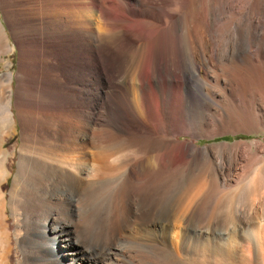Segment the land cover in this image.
<instances>
[{
    "label": "bare ground",
    "instance_id": "1",
    "mask_svg": "<svg viewBox=\"0 0 264 264\" xmlns=\"http://www.w3.org/2000/svg\"><path fill=\"white\" fill-rule=\"evenodd\" d=\"M84 1L93 15L99 13L104 26L98 25V36L91 33L87 44L78 45L83 47L79 53L85 56L78 64L97 85L96 96L91 98L93 106L104 99L103 107L119 134L105 139L98 134L103 130L54 125L49 119L39 118L37 106L36 113L24 110L23 118L19 117L22 138L18 152L5 162L2 134L10 130L13 120L11 74L0 76V264H6L13 255V238L20 249V264L131 263V250L125 245V241L134 237L130 230L137 235L152 234L164 200L158 199L161 192L158 183L162 181L161 186H167L177 171L186 174L181 167L186 159L196 165L207 164L209 171L206 177L197 175L190 181L186 191L187 214H180L187 222L186 232L180 237L182 240L186 237L187 264L207 263L206 254L227 258L238 247L233 239L238 243L254 240L257 248L263 246V234L249 228L243 211L236 205V210L207 221L197 215V207L202 195L215 189L230 198L241 195L247 208L256 203L253 195H258L264 208V157L260 155L264 143L253 149L248 143L239 142L203 148L186 142L177 153L173 152V146L177 145L175 133H183L185 123L187 133L206 131L208 136L218 134L219 130L240 131L264 125V102H258L253 110L242 109L244 106L236 109L225 93L228 86H247L253 78L262 80L261 60L250 65L252 68L248 67L244 77L239 78L241 73L236 74L234 69L236 80L205 84L199 79L195 82L199 94L196 100L191 94L194 86L187 79L198 73L200 67L191 52L192 44L199 45L203 52L209 51L208 48L226 52L246 36L243 39L247 44L256 39L264 45V0H104L106 4L103 0ZM226 12L236 14L237 18L228 15L225 28H216V20ZM219 31L222 39L214 41L212 37ZM136 49L140 55L144 53L143 57L123 73L124 61ZM62 78L64 90L67 84ZM180 81H184L180 90L185 101L176 113L171 96L175 83ZM37 82V93L30 97L32 106L39 102L41 105L42 101L45 104L47 98L58 94L44 88L43 75ZM46 86L49 88L48 83ZM194 108L201 111L196 120L191 114ZM130 117L136 121L140 117L143 126L152 127L153 130L149 129L157 137L150 141L130 134ZM149 148L155 154L148 155ZM16 159V168H9L8 162ZM241 161L245 163L239 171ZM12 172L14 177L10 180ZM102 185L111 186L110 199L119 214L107 226L94 223L96 229L89 232L92 228L88 230L90 225L83 220L82 213L91 203L94 189ZM259 252L260 248L256 254Z\"/></svg>",
    "mask_w": 264,
    "mask_h": 264
},
{
    "label": "rangeland",
    "instance_id": "2",
    "mask_svg": "<svg viewBox=\"0 0 264 264\" xmlns=\"http://www.w3.org/2000/svg\"><path fill=\"white\" fill-rule=\"evenodd\" d=\"M105 1L103 0L106 4ZM85 4L84 0H0V76L4 73L11 74V107L13 117L11 127L9 128L10 130L8 129V132L2 134L4 137L2 156L6 157L5 162H7V158L13 153L18 152L19 143L22 138V124L19 117L21 116V118H23L24 110L34 114L36 113L35 110L39 108L37 110V112H39V118L49 119L54 125L70 124L79 128L94 129L95 131L103 130L98 134L105 139L114 138V135L116 137L119 134H116L115 123L108 118L103 107L105 105L104 99L102 100L103 102L101 101L98 105H95L94 102L93 106L91 98L96 96V92L98 91L97 85L95 82L93 83V78H90L82 71V68L79 67L80 63L78 64V62H80L79 59L82 61V57H85L80 54L82 52L80 49L83 47L80 48L78 45L81 43L87 44L91 33H95L94 35L98 36V28L100 25H103V19L100 18L101 16L99 13L96 12L93 15V13L89 11L90 9L87 4ZM225 14L216 20V28H225L224 23L228 19V15L229 17L237 18L236 14L230 15L227 13V16ZM85 27L87 30H85ZM91 27L92 29L95 28V30H92ZM37 31L41 34L39 35ZM220 33V31L215 33L212 39L214 41L222 39ZM244 37L241 38V42H238L232 48L230 47L226 52L221 49L211 51L210 48L207 49L209 51L203 52L199 45L197 47L195 44H192L193 48L191 49V52L200 66H198V73L193 74L191 77L189 76L190 78L187 77V79L191 80V86H194L191 90L194 100L199 97L195 88V82L199 79H202V83L205 84L217 81L225 83L228 82V80L235 79V75L238 74V72L241 73L238 76L239 78L244 77L243 75L246 74V71H249L248 67L251 70V66L257 64L260 60V63L264 64V49H262L264 48V45H261L256 39L252 40L251 45H249L247 44L248 42L243 39ZM39 38H41V40ZM195 47L197 48L195 49ZM79 51L81 52L79 53ZM139 52L140 51L136 49L128 55L125 60L126 62L124 61L123 63L124 66L122 65L123 68H121L123 73H125L135 61L139 60L140 56L141 58L143 57L144 53L140 55ZM96 57L97 59H101L98 55ZM210 57L212 59L208 60ZM89 61L94 64L92 57H90ZM54 64L58 65L56 69H54L56 66ZM64 72L67 73V75H64ZM262 74V80L253 78L248 81L247 86L236 84L231 87L228 86L225 93L226 98L231 102V105L236 109H241L244 106L242 109L248 108V110H253L258 102H264V71ZM40 75H43L44 78H46V85L47 83L49 85V88L46 85L44 88L46 90H51L54 94L56 91L58 94L47 98L48 100H45V104L44 101H42L43 104L40 105L39 103L41 102H39L38 105L35 106L33 104L32 106V104H29L31 100L30 97H32V93L33 96L37 93L35 88ZM35 77L37 78L35 79ZM61 77H63V83L66 82L67 89L63 90V85L61 86L62 82H60L62 81L60 80ZM82 80L85 81L84 84H82ZM182 82L184 81L175 83L176 86H174L175 88L173 89L171 96V106L175 112L181 110L185 101V97L182 96L180 90V88H184ZM50 84L52 87H50ZM249 84L252 85V89L249 88ZM53 85H56V88L58 86V89L53 87ZM31 87H34V89ZM32 89L35 92H33ZM100 92L103 93V89H101ZM153 96L155 97L156 95ZM17 97L19 98L18 101L16 100ZM156 100L157 98L153 99L154 104H156ZM16 102H19V106ZM23 103L26 104L24 105L28 107V110L24 109L26 107ZM17 106L21 107V110L18 109ZM31 106L33 109L29 108ZM37 106L38 108H36ZM250 106H252V108H250ZM191 114L192 119L196 120L200 116L201 111L198 108H194ZM139 119L141 118L139 117ZM129 120L128 128L130 134L133 132L132 135H141L144 136L146 140L149 139L150 141L157 137L153 134V131L149 129L152 127L146 125L144 127L142 121L141 123L140 120L136 121V119H132L131 117ZM250 129H247L248 131L240 130L228 132L219 130L217 131L219 132L218 134L208 136L209 133H206V131H202L201 133L190 131L187 133L185 123V128L183 129L184 132H177L174 135L177 145L173 146L175 149L173 152L177 153L180 147L186 142L197 148H203L214 144H234L239 142L248 143L253 149H256V146L259 143H264V125L261 124L256 128ZM154 151V149L149 148L147 154L153 155L156 152ZM260 155L264 157V152ZM17 162V159L11 161V163L8 162L7 166L9 168H16ZM182 162L181 167L186 169V174L177 171L175 175L169 179L170 181L167 186H161L163 184L162 181H160V176L158 177V181H160L158 183V188L161 189V192L158 194V199L163 198L164 200L162 206L158 209L159 214L157 215L158 219L156 220L155 230L152 232L153 235L143 233L137 235L136 232L130 230V233H132L131 235L134 237L125 241V245L131 250V253L129 252V254L131 255L130 258L132 259V262H128L129 264H187L186 237L184 240L180 238L182 232H186L187 222L180 218L183 216H180V214H187L186 191L190 181H192L197 175L200 177H206L209 174V171L207 172V164L204 165L200 162V164L196 165L189 159L184 160L183 163ZM244 163V161L238 163L239 171L243 168L241 166H243ZM178 175L182 177H179ZM13 177L14 173L12 172L9 175L10 180H12ZM109 187L111 188L109 185L96 187L91 194V203L83 210L82 218L88 225H90L88 230L92 228L89 232L96 229L94 223L98 225L105 224V226H107L116 220L119 214L117 207H115L114 202L112 203V199H110L112 197L110 196ZM240 196L236 195L235 197L230 198L224 195V193L217 190L215 191V189H209L202 195L201 202L197 207V215L203 217L206 221L217 219L216 217L221 213L233 209L236 210V205V207H239L243 211V215L249 228L260 230L263 234L262 242H264V208L260 203L258 195H253V202L256 203H252L248 208L243 204V197L241 196L242 198H240ZM236 201H238L239 205L236 204ZM229 202L230 205L227 207L226 205H228ZM166 231H168V234ZM244 238L249 237L247 236ZM233 240L232 242L238 245L236 252L227 258L221 257L218 254H206L207 263L205 264H240L241 262H245V264H264V244L259 247L260 252L257 255L256 251H259V248L256 246V241L247 239L238 243V240ZM13 243L15 250L13 251V255L8 258V261H6V264H20V249L14 238ZM240 247L244 249L241 250Z\"/></svg>",
    "mask_w": 264,
    "mask_h": 264
}]
</instances>
